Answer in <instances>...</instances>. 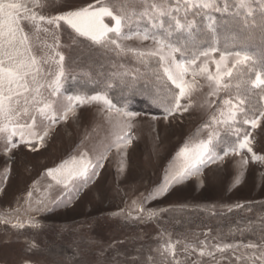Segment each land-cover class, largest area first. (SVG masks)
<instances>
[{
	"label": "snow or ice",
	"instance_id": "6c2138e0",
	"mask_svg": "<svg viewBox=\"0 0 264 264\" xmlns=\"http://www.w3.org/2000/svg\"><path fill=\"white\" fill-rule=\"evenodd\" d=\"M215 14H220L219 18ZM225 14L240 19L242 27L223 35ZM257 29L259 46L253 43ZM65 32L71 40L69 45L61 40ZM84 41L117 56L131 55L141 64L155 58L159 69L156 79L168 93L158 105L164 121L188 112L198 94L206 93L201 107L210 113L202 125L206 136L197 129L195 136L185 140L165 169L162 183L112 215L127 213L125 219L151 220L164 209L146 208L149 200L165 195L173 185L190 177H202L205 167L222 166L229 157L237 167L233 186L241 183L250 162L264 164V154L255 150L254 134L264 125V0H93L68 10H61L56 0H0V146L9 160L20 143L38 151L57 123L75 117L79 106L96 104L112 129L111 143L94 159L81 151L45 173L65 190L87 186L99 175L97 169L103 167L113 148L120 157L118 174L124 173L123 156L132 143L133 121L138 114L117 107L107 91L92 95L64 91L67 70L62 49ZM133 41L137 43H130ZM253 96L257 97L256 104L251 103ZM8 171L5 168V180ZM32 200L30 190L25 200L26 218L20 216L18 208L14 221L11 215L6 218L0 214V222L18 229L26 224L38 227L28 213L46 210L49 200L42 196L35 205ZM233 207L244 205L235 204L228 210ZM255 231L256 226L249 221L238 224L229 234L243 237ZM204 235L205 239L195 243L162 237L153 251L161 264H195L188 259L194 255L220 264L218 254L228 264H264V220L258 240L228 242L220 236ZM181 245L184 260L178 259ZM147 264H157L155 257L150 255ZM199 264L206 262L200 260Z\"/></svg>",
	"mask_w": 264,
	"mask_h": 264
},
{
	"label": "rangeland",
	"instance_id": "374dc122",
	"mask_svg": "<svg viewBox=\"0 0 264 264\" xmlns=\"http://www.w3.org/2000/svg\"><path fill=\"white\" fill-rule=\"evenodd\" d=\"M56 3L61 10H68L93 3V0H56ZM105 19L106 22L110 21V18ZM61 40L65 45L71 44L67 32L61 36ZM130 43L135 45L137 42ZM95 50L101 49L90 46L87 41L79 46L62 49L66 56V94H82L70 91L68 77L77 69L80 70L81 66L89 68L87 57ZM107 52L110 53L106 55L107 58L115 54ZM114 57L119 56L115 54ZM120 57L134 66L133 72L144 67L131 55ZM153 62L155 58L150 63ZM108 96L117 106L114 99L109 94ZM194 99L196 102L188 112L177 113L169 118V122L164 121L163 115L135 112L138 115L133 121L135 126L132 129V143L123 156L124 173L118 174L120 157L113 148L108 153V159L103 161V167L97 169L99 175L84 187L76 186L65 190L63 186L51 181L45 170L56 167L61 161L74 155L78 156L81 151H87L94 159L111 143L112 129L100 114L99 105L77 107L76 116H69L68 120L57 123L46 139L45 146L38 151H30L28 146L20 143L12 151L9 160L0 146V214L6 218L11 215L14 221V210L20 208V216L26 218L25 200L30 190H33V205L42 196L49 200L46 210L28 213L38 222V227L26 224L23 229H18L13 228L11 223L0 222V264H78L73 262V256L54 254L46 250L48 247L45 245V241L50 238H56L55 241L69 240V230L65 234L62 229L75 220L79 221L70 225L69 229L81 227L80 233L73 235L76 240H71L75 243V249L80 247L75 256H80L83 264H147L150 255L155 257L157 264H161V258L153 250L160 245L162 237L170 236L174 241L189 243L197 241L191 240L181 229H170L176 223L172 213L184 209L197 211L202 219L210 215L234 212L243 218L251 217L253 220L248 219V222L253 224L264 220L254 210H264V164L250 162L244 169L241 183L233 186L237 167L232 157L227 158L222 166L212 164L205 167L202 177H190L173 185L165 195L149 200L145 204L146 208L164 209L158 211L151 220L125 219L127 213L125 216L112 215L162 183L169 162L185 140L197 134V129H201V134L206 136L202 125L208 121L210 113L201 107L207 99L206 93L198 94ZM254 134L255 150L258 154H264V125L256 129ZM5 168L9 169L6 180ZM235 204H242L244 207H233L229 211L228 208ZM169 216L171 219L167 222ZM161 219L163 223L159 222ZM211 231H215L213 226L208 233ZM58 233L62 234L61 240L56 237ZM200 234L191 235V238L199 237ZM259 236L260 231H257L243 237L222 238L228 242L233 239L247 242L258 240ZM203 239L205 236L199 240ZM227 255L231 256V253ZM178 259H185L183 245L178 249ZM188 259L195 264H199L200 260L211 264L207 257L194 255ZM217 260L220 264H228V260L222 259L219 254Z\"/></svg>",
	"mask_w": 264,
	"mask_h": 264
},
{
	"label": "trees",
	"instance_id": "16d2710c",
	"mask_svg": "<svg viewBox=\"0 0 264 264\" xmlns=\"http://www.w3.org/2000/svg\"><path fill=\"white\" fill-rule=\"evenodd\" d=\"M218 18L220 14H215ZM199 19V18H198ZM259 22V21H257ZM243 22L238 18H233L229 14L224 15V20L222 24L223 35L239 30L242 27ZM254 45H260V34L259 30H255V39L253 41ZM225 44L221 43V47H224ZM228 46H231L230 44ZM98 48V47H95ZM95 50L90 53V56L87 57V61L90 62V67L79 68L76 70L73 75L68 77V85L70 86V91L82 93L86 92L91 95L96 91H107V93L114 99L117 106L120 108H126L132 112H149L152 115H164L162 107L158 106L160 103H163V99L168 95L167 90L164 84L160 81H157L156 75L159 71L158 65L153 63L143 64L144 67L137 68L134 70V66H131L124 61L120 56L107 58L106 55H109L107 51ZM80 55H78L79 59ZM73 73V72H72ZM125 73H128L125 75ZM135 75V79H133ZM111 85L110 88L107 85ZM251 103H257V97L253 96L251 98ZM256 213H260L261 219L264 218L263 209H254ZM180 212V211H179ZM172 213L174 222H176L170 229H181L183 233L186 234L191 240H199L204 237L205 233H208V230L215 228V231H211L210 237H238L241 236L239 233H236L235 236H231L230 230L237 226L239 223L244 222L248 223V219L251 217H241L240 214H235L234 212L230 213H220L217 216L210 215L206 219H202L201 215H198V212L195 210L184 209L180 213ZM240 213V212H239ZM230 215V216H227ZM171 219V216L166 220L167 222ZM253 220V219H251ZM79 221L75 220L74 222ZM64 225L63 233L68 234L69 230V240H61V233H58L56 238H50L45 241V245L48 247L46 250L53 252L54 254L59 255H69L72 257L73 262L81 263L80 256L78 254V249H75V243H73V235L80 233L81 227L70 228V225ZM163 223V219L159 220ZM244 224H239L243 226ZM260 222L254 224L256 226V231H260ZM197 229L199 232H197ZM201 233L199 237H192L191 235H196ZM254 232H248L247 234H252ZM77 238V237H74ZM73 239V240H71ZM87 264V263H85Z\"/></svg>",
	"mask_w": 264,
	"mask_h": 264
}]
</instances>
